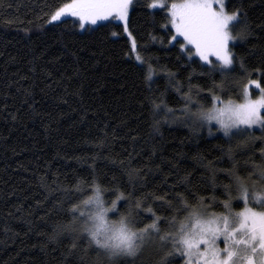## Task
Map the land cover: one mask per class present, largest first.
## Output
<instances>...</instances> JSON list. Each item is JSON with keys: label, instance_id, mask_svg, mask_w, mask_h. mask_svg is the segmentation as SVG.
Instances as JSON below:
<instances>
[{"label": "trees", "instance_id": "1", "mask_svg": "<svg viewBox=\"0 0 264 264\" xmlns=\"http://www.w3.org/2000/svg\"><path fill=\"white\" fill-rule=\"evenodd\" d=\"M66 2L71 0H0V264H79L66 255V237L49 240L54 225L69 222L72 205L64 190L75 198L77 184L90 190L95 178L108 201L116 189L136 198L171 200L169 189L185 187L211 196L210 169H216L218 186L229 184V148L240 170L262 163L261 140L239 141L237 147L238 141L228 142L215 126L209 135L182 117H165L164 104L180 116L189 83L197 102L210 106L212 80L199 75L201 67L178 46L169 47L160 27L164 17L150 14L163 10L130 11L129 31L145 59L140 64L119 23L84 31L73 23L48 24L51 12ZM232 8L242 9L251 28L232 47L251 76L237 67L223 82L225 93L217 94L241 102L240 89L249 78L264 86V0H232L227 10ZM214 79L221 83L219 73ZM197 88L203 89L199 96ZM152 100L162 105L155 119ZM250 131L260 136L259 129ZM185 177L187 184L181 183ZM160 203H152L159 215L173 214L158 209ZM118 207L123 211L124 202Z\"/></svg>", "mask_w": 264, "mask_h": 264}, {"label": "snow or ice", "instance_id": "2", "mask_svg": "<svg viewBox=\"0 0 264 264\" xmlns=\"http://www.w3.org/2000/svg\"><path fill=\"white\" fill-rule=\"evenodd\" d=\"M228 4L226 0H71L51 12L48 24L73 23L81 31L101 22H119L131 39V51L136 53V40L129 31L130 11L134 6L163 10L150 14L164 17L160 27L169 38V47L178 46L187 60L201 67L199 75L212 80L210 106L197 102L189 83L188 93L181 97L184 106L178 110L180 116L164 104L165 117H182L196 131L207 128L209 135L215 125L228 142L238 141L237 147L239 141H262L257 146L262 163L249 169L236 167L229 148L227 155L232 166L225 173L229 184L218 186L216 169H210L211 196L197 195L185 187L180 191L169 189L171 200L151 194L136 198L116 189L112 192L115 199L108 201L95 178L88 182L92 185L90 190L77 184L75 198L65 189L72 205L67 210L70 220L54 225L49 240L55 243L66 237L70 241L66 255L77 258L79 264H264V86L260 79L249 78L240 89V103L217 94L225 93L223 82L237 67L251 76L245 62L237 60L232 51L237 41L243 42L251 35V28L242 9L232 8L229 12ZM69 17L74 19L69 21ZM135 59L145 63L139 53ZM148 66L151 73V64ZM216 73L220 84L215 82ZM151 80L149 74L147 81ZM252 86L258 90L256 99L249 91ZM176 91H180L179 85ZM202 91L197 88L196 95ZM150 103L155 119L162 105L155 100ZM153 127L160 131L156 123ZM255 128H259L260 136L250 131ZM134 171L129 172L130 184ZM189 182L185 177L181 183ZM217 187H222V191L217 192ZM157 200L162 201L158 209L173 214L159 215L152 207ZM122 201L123 211L118 207Z\"/></svg>", "mask_w": 264, "mask_h": 264}, {"label": "rangeland", "instance_id": "3", "mask_svg": "<svg viewBox=\"0 0 264 264\" xmlns=\"http://www.w3.org/2000/svg\"><path fill=\"white\" fill-rule=\"evenodd\" d=\"M130 14V13H129ZM74 19V18H73ZM103 23H109V22H101L100 24H103ZM116 23H119V22H116ZM100 24H98V25H100ZM98 25H96V26H86V29H91V28H94V27H97ZM126 36L128 37V35H127V33H126ZM133 37V36H132ZM129 38V37H128ZM129 40H130V43H132L131 42V39L129 38ZM238 42H240V41H237L236 43H238ZM231 46V45H230ZM134 53V52H133ZM137 55V52L136 53H134L133 54V56H134V58H135V56ZM194 58H198V57H194ZM199 59V58H198ZM136 60V59H135ZM137 61V60H136ZM138 63H140L139 61H137ZM141 64V63H140ZM249 91L251 92V94H252V98L253 99H256V98H258V90L257 89H255V86H252L250 89H249ZM233 101H235V100H233ZM242 102V101H241ZM237 103H240V102H237ZM213 126H215V125H213ZM215 127H217V126H215ZM255 129H259V128H255ZM255 129H252V130H255ZM215 132H218V131H215ZM220 133H222V132H220Z\"/></svg>", "mask_w": 264, "mask_h": 264}]
</instances>
